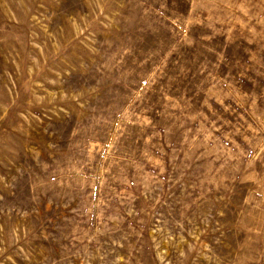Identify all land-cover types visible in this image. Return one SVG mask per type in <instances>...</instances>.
<instances>
[{
  "label": "rangeland",
  "instance_id": "1",
  "mask_svg": "<svg viewBox=\"0 0 264 264\" xmlns=\"http://www.w3.org/2000/svg\"><path fill=\"white\" fill-rule=\"evenodd\" d=\"M0 264H264V0H0Z\"/></svg>",
  "mask_w": 264,
  "mask_h": 264
}]
</instances>
